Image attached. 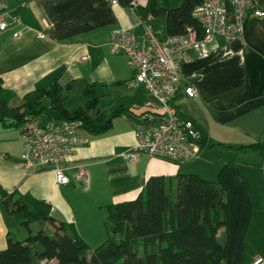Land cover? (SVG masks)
<instances>
[{
    "label": "crops",
    "instance_id": "0c3cea01",
    "mask_svg": "<svg viewBox=\"0 0 264 264\" xmlns=\"http://www.w3.org/2000/svg\"><path fill=\"white\" fill-rule=\"evenodd\" d=\"M23 2H7L8 15L20 23L0 35V77L15 93L8 101L10 107L20 106L26 92L47 87L55 78L61 85L72 82L83 88L95 82L103 85L105 93L107 88L122 87L133 72L123 52L111 51V32L130 30L141 41L144 24L152 27L158 20H142L134 9L107 0ZM253 3L264 10V0ZM207 47L206 57L188 49L190 60L181 64L180 72L197 95L180 93L175 104L182 118L206 134L210 146L198 158L183 166L146 155L136 160L122 156L133 146L136 131L163 123L161 117L141 119L128 111L131 103L148 97L138 86L137 92L127 88L124 98H133L128 106L123 103L126 111L111 119L108 131L91 134L80 129L88 143L77 147L67 172L73 178L82 166L88 177L85 183L72 179L71 184L59 185L51 170L24 167L20 130L0 123V185L8 192L17 189L50 203L54 221L42 225L55 230L58 221L72 222L91 247L107 236L99 207L136 198L152 175L196 173L218 181L224 189L226 224L216 235L223 247L220 264H251L256 255L264 258V154L239 148L264 144V16L252 13L240 38L226 41L215 35ZM9 217L0 209V250L16 224ZM32 264H56V260L36 259Z\"/></svg>",
    "mask_w": 264,
    "mask_h": 264
},
{
    "label": "trees",
    "instance_id": "16d2710c",
    "mask_svg": "<svg viewBox=\"0 0 264 264\" xmlns=\"http://www.w3.org/2000/svg\"><path fill=\"white\" fill-rule=\"evenodd\" d=\"M129 2L118 0L126 7ZM199 2L182 0L171 7L170 0H148L145 7L134 10L142 20L165 17L164 33L179 34L187 27H198L192 10ZM70 88L72 82L61 85L55 78L47 87L26 92L20 106L10 107L8 101L15 93L0 77V123L20 130L32 117L80 120L89 133L102 134L110 129L113 117L126 111L123 104L100 110L97 106L105 90L95 82L83 88L85 102L70 111L62 104ZM194 128L204 140L202 148L210 146L203 130ZM239 148L264 154V144L259 142ZM0 209L28 231L26 241L8 233L6 246L0 250V264H32L36 259H55L56 264H220L223 247L216 235L226 224L224 189L218 181L196 173L152 175L136 198L99 207L105 232L114 234L117 241L107 238L91 253L72 222L58 221L51 234L42 228L33 233L31 223L53 218L50 203L28 192H8L0 185Z\"/></svg>",
    "mask_w": 264,
    "mask_h": 264
},
{
    "label": "built area",
    "instance_id": "2783aa9c",
    "mask_svg": "<svg viewBox=\"0 0 264 264\" xmlns=\"http://www.w3.org/2000/svg\"><path fill=\"white\" fill-rule=\"evenodd\" d=\"M8 1L0 0V35L12 24L20 23L17 17L8 15ZM107 1L118 4V0ZM147 2L130 0L128 7H145ZM252 13L258 17L264 16V10L255 8L253 0H200L192 10L198 27H187L184 33L158 38L146 26L143 39L137 41L130 30L112 31L111 51L125 53L133 72L126 84L129 87L141 86L149 95L142 103H132L129 112L141 119L154 115L164 119L159 126L134 133L135 142L124 153L126 159L146 155L183 163L201 155L204 140L200 138V132L195 130L190 119L182 118L175 107L180 93L188 97L197 94V90L181 76V64L190 60V48L195 50L198 57H206L209 53L207 43L215 35H222L228 41L240 38L244 23ZM13 36H17V33H13ZM80 128V120L30 118L20 126L24 139L22 165L36 170L49 169L57 184H71L73 180L67 173L71 157L77 147L88 143L87 138L79 133ZM87 178L84 168L79 166L73 179L85 183ZM252 264H264V259L255 256Z\"/></svg>",
    "mask_w": 264,
    "mask_h": 264
},
{
    "label": "rangeland",
    "instance_id": "374dc122",
    "mask_svg": "<svg viewBox=\"0 0 264 264\" xmlns=\"http://www.w3.org/2000/svg\"><path fill=\"white\" fill-rule=\"evenodd\" d=\"M182 3V0H170V6H178ZM156 19H158L155 23L152 22L151 25L152 28L149 24H147V26L149 28H151V30L154 32V34L158 37V38H162L164 36V31L163 29L164 28H161V26L163 25V22L165 21V17L164 18H161V17H156ZM144 22V21H143ZM166 22V21H165ZM145 24H144V31H145ZM159 29V30H158ZM144 36V35H143ZM143 39V37H142ZM141 39V40H142ZM115 84H118L120 85L121 83H115ZM114 84V85H115ZM122 87H116L115 89H112V88H107L108 89V92L105 93V95L103 97L100 98L99 102H98V108L99 109H102V110H109L113 107H117L119 106L120 104H125V106H128L130 104V100L131 98H133V96H129V97H126L124 98V93H126L128 91V89H132L133 91L135 90H139L138 86H135V87H129L126 83H122ZM141 87V86H139ZM128 88V89H127ZM83 87H80L78 84H74L72 86V88H70L68 90V92L65 93V97L62 101V104L65 108H67L68 110L72 111L74 109H76L78 106H81L84 102H85V99H84V96H83ZM135 91V92H137ZM147 99L149 98V95L147 94ZM145 99V100H147ZM132 104V103H131ZM130 104V106H131ZM129 106V107H130ZM129 110V108H128ZM83 128V127H82ZM11 129L12 131H15V128H9ZM81 129V128H80ZM83 131L85 129H82ZM79 133H80V130H79ZM81 134V133H80ZM22 160V159H21ZM189 162V161H187ZM186 162H183V166L186 165L185 164ZM68 173V172H67ZM71 177V175H69ZM72 178V177H71ZM73 179V178H72ZM78 186V185H77ZM72 187V186H70ZM73 188V187H72ZM54 212L55 214L58 212L55 208H54ZM100 215V214H99ZM101 218V216H100ZM8 220L10 221H14L15 218L14 217H9ZM102 221V219H101ZM47 224H43L42 223H37V222H33L30 224V228L32 229V232L35 233L37 230H39L40 228H42L43 230H45V232L47 233H53L54 231V228L50 229V227L46 226ZM52 225V223L50 224ZM102 226H103V222H102ZM47 230H46V229ZM103 229H104V226H103ZM105 231V230H104ZM106 233V232H105ZM106 238H110L114 241H117V239L115 238V235L114 234H110L108 235L106 233ZM10 236L13 238V239H17V240H22V241H26L28 240V231L27 229H25L23 226L19 225L17 222L16 224L12 225L11 226V229H10ZM104 239V240H105ZM103 242V241H102ZM101 243V242H100ZM100 243H93V245H91L90 247V253L91 251H93V249L98 246Z\"/></svg>",
    "mask_w": 264,
    "mask_h": 264
},
{
    "label": "bare ground",
    "instance_id": "6f19581e",
    "mask_svg": "<svg viewBox=\"0 0 264 264\" xmlns=\"http://www.w3.org/2000/svg\"><path fill=\"white\" fill-rule=\"evenodd\" d=\"M245 22H246V21H245ZM146 26H147V25H145V27H146ZM244 27H245V23H244ZM243 30H244V29H243ZM111 33H112V32H111ZM144 33H145V32H144ZM242 33H243V32H242ZM166 35H167V34L164 33V36H163V37H165ZM241 36H242V35H241ZM163 37H162V38H163ZM226 41H228V40H226ZM124 54H125V53H124ZM125 55H126V54H125ZM126 57H127V56H126ZM188 83H189V82H188ZM190 84H191V83H190ZM191 85H192V84H191ZM192 86H193V85H192ZM193 87H194V86H193ZM196 95H197V94H196ZM185 96H186V95H185ZM187 97H188V96H187ZM154 116H158V117H160L159 115H154ZM154 116H152V117H154ZM161 118H162V117H161ZM41 119H42V120H50V119H47V118H45V119H44V118H41ZM162 119H163V118H162ZM28 120H29V119H28ZM26 121H27V120H26ZM26 121H25V122H26ZM25 122H24V123H25ZM24 123H23V124H24ZM163 123H164V119H163ZM163 123H162V124H163ZM23 124H22V125H23ZM159 125H161V124H159ZM159 125H156V126H159ZM154 127H155V126H154ZM23 141H24V139H23ZM130 149H131V148H130ZM203 149H204V148H202V151H203ZM128 150H129V149H128ZM128 150H125V151L122 153V156H123V157H124V153H125L126 151H128ZM23 151H24V149H23ZM22 154H23V153H22ZM124 158H125V157H124ZM125 159H126V158H125ZM137 159H138V158H137ZM128 160H129V159H128ZM130 160H136V159H130ZM35 170H36V169H35ZM54 177H55V176H54ZM256 256H259V255H256ZM254 257H255V256H254ZM254 257H253V259H254ZM260 257H261V256H260ZM262 258H263V257H262ZM253 259H252V261H253ZM263 259H264V258H263ZM252 261H251V264H252Z\"/></svg>",
    "mask_w": 264,
    "mask_h": 264
}]
</instances>
